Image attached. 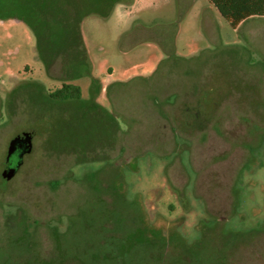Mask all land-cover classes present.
<instances>
[{"label":"rangeland","instance_id":"1","mask_svg":"<svg viewBox=\"0 0 264 264\" xmlns=\"http://www.w3.org/2000/svg\"><path fill=\"white\" fill-rule=\"evenodd\" d=\"M21 1L0 0V264H49L57 235L88 244L67 264H264V20L31 0L18 21ZM63 84L80 99L52 98ZM22 133L34 151L6 183Z\"/></svg>","mask_w":264,"mask_h":264},{"label":"trees","instance_id":"2","mask_svg":"<svg viewBox=\"0 0 264 264\" xmlns=\"http://www.w3.org/2000/svg\"><path fill=\"white\" fill-rule=\"evenodd\" d=\"M24 1L25 0L21 1L20 6L24 3ZM30 1L31 0H28L25 6L18 12L16 18L15 15L13 16L14 19L18 21L22 20L19 18V14L25 9V7H28ZM115 2L118 4L119 0H115ZM210 2L218 10L220 15L228 21L233 29H237L242 23L249 19L264 18V0H210ZM26 11L30 12L28 10ZM40 41L41 39L39 36V42ZM262 80V82L264 83V78H262ZM52 96L55 99L60 100H77L80 99L81 92L80 89L76 86H73L71 84H64L62 88L55 91ZM262 104V107L264 108V96Z\"/></svg>","mask_w":264,"mask_h":264},{"label":"flooded vegetation","instance_id":"3","mask_svg":"<svg viewBox=\"0 0 264 264\" xmlns=\"http://www.w3.org/2000/svg\"><path fill=\"white\" fill-rule=\"evenodd\" d=\"M52 78H54V77H52ZM64 85V84H63ZM62 85V86H63ZM62 88V87H61ZM61 88H59V89H61ZM58 89V90H59ZM52 98H54L53 96H51ZM55 99V98H54ZM58 100H60V99H58ZM20 139V140H25V139H27V141H28V145L31 147V151L29 152V153H26L24 156H23V159H22V163H21V165H20V167L18 168V170H17V172H19V170L21 169V167L23 166V164H24V159H25V157H26V155L27 154H30L31 152H33L34 151V138L32 137V135L31 134H29V133H22V134H20V135H17V136H15L12 140H11V142L12 141H14L15 139ZM11 142L9 143V145H8V147H7V149H6V153H5V159H4V161H3V165H4V169H3V171H2V173H1V179H3V181L4 182H9V181H11L12 179H10V180H8V179H6L4 176H3V174H4V172L13 164V162H14V160L12 159V161H9L8 160V151H9V147H10V144H11ZM17 172H16V174H17ZM15 174V175H16ZM109 178H110V171L108 170V171H106L104 174H102V181H103V183H107L108 182V180H109ZM103 201H104V203L105 202H109L108 201V198L107 197H105V196H103ZM112 206L114 205V203L113 204H111ZM19 206H17V209L15 210V212L13 213V214H16V212L19 210V208H18ZM3 209V208H2ZM5 212V211H4ZM5 214H7L8 215V213H6L5 212ZM10 215H12V213H9ZM125 224H126V222H125ZM53 240H54V238H53ZM58 240H59V242L61 241V243H62V245L59 247L60 248V253H59V255L55 258H53V259H51L50 260V262H49V264H53L54 263V261H55V263L56 264H67V261H66V258L68 257V256H75V255H77L78 253L79 254H81V257H87L86 256V251H84V249L85 248H87L86 247V245H88V244H86V242H84V241H82L81 243H79V241H75V243L74 244H70L71 242L69 241V242H67V239L66 240H63V239H61V236L60 235H57L56 237H55V242L57 241L58 242ZM64 241H66L67 242V245H64ZM80 245H79V244ZM70 244V245H69ZM164 250H165V252H166V246H164ZM81 259V262L83 263V264H86L87 262H88V258H80ZM161 260V259H160ZM165 262H166V257H165ZM48 263V262H47Z\"/></svg>","mask_w":264,"mask_h":264},{"label":"water","instance_id":"4","mask_svg":"<svg viewBox=\"0 0 264 264\" xmlns=\"http://www.w3.org/2000/svg\"><path fill=\"white\" fill-rule=\"evenodd\" d=\"M27 2L28 0H25L24 3L20 6V8L17 10L15 14V18L18 12L25 6ZM30 151H31V147L28 145L27 139L20 140L18 138L11 142L9 151H8V160L12 161L13 159L14 162L3 174V176L6 179L10 180L15 176L18 168L20 167L22 163L23 156L26 153H29Z\"/></svg>","mask_w":264,"mask_h":264},{"label":"crops","instance_id":"5","mask_svg":"<svg viewBox=\"0 0 264 264\" xmlns=\"http://www.w3.org/2000/svg\"><path fill=\"white\" fill-rule=\"evenodd\" d=\"M211 16L215 17L212 14V15H210V17L207 15L206 18L204 19L205 20L204 25H205V27L208 30L210 29V25H211V23L209 22V20L211 21ZM259 19H263L264 20V18L249 19V20L245 21L244 23H242L237 29H234V30H238L240 33L243 32V30H247L248 32H250L252 34H255V33H257L258 27H259V25L256 23V20H259ZM261 28L264 30L263 27H261ZM238 69L241 70L240 68H238ZM147 145L149 146L150 145V142H148Z\"/></svg>","mask_w":264,"mask_h":264}]
</instances>
